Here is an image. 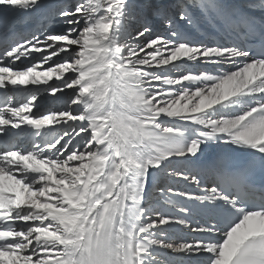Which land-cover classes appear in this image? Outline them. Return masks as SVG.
<instances>
[{
  "label": "snow or ice",
  "instance_id": "snow-or-ice-1",
  "mask_svg": "<svg viewBox=\"0 0 264 264\" xmlns=\"http://www.w3.org/2000/svg\"><path fill=\"white\" fill-rule=\"evenodd\" d=\"M43 8L0 0V264H264V186L248 165L201 161L210 142L264 160V0L177 5L230 44L193 43L162 8L168 33L154 35L132 0H77L49 13L63 31L15 30ZM65 90L62 108L34 111ZM184 228L198 237L171 234Z\"/></svg>",
  "mask_w": 264,
  "mask_h": 264
},
{
  "label": "rangeland",
  "instance_id": "rangeland-1",
  "mask_svg": "<svg viewBox=\"0 0 264 264\" xmlns=\"http://www.w3.org/2000/svg\"><path fill=\"white\" fill-rule=\"evenodd\" d=\"M76 2H77V0H62V2L57 3L56 7H58L60 3L61 4L59 6V9L62 8V7H68L69 5L74 4ZM187 2H188V0H172V1L171 0H158V1H155V0H132V3L135 5V15L137 17H140L142 21L146 20L148 22L149 26L152 28V30L153 29L156 30V32L153 31V34L154 35L155 34H160L161 35V33H165V34L168 33V27L166 28V31H165V29H163V27H165L166 25H164L161 22L162 20H161V18L158 15H155L153 13V9H157V8L165 9L167 11L169 17L175 16V17H173L174 19L172 21H175V25H176V22L177 23H183L182 21H180L177 18V10H178L177 9V5L183 4V3H187ZM144 16H147L148 18L146 19V18H144ZM50 21H51V19L46 23L45 26H47ZM50 26H52V27H50ZM50 26L49 27L48 26L46 27V31L49 32V33L63 31V29L66 27V25L64 24V22L61 21L60 19H56L54 22L52 21L50 23ZM44 28L45 27H43V30H44ZM157 30H159V31H157ZM199 42H201V41H196L195 43H199ZM205 64L206 63L201 62L200 65H202L203 68L206 69L207 67L205 66ZM191 65L192 64L190 63L187 66L188 71L191 68ZM197 68H198V66H193L192 67V72L193 73H197L198 72L197 71ZM184 71H187V69H184ZM174 72H176V70ZM172 75L178 76L179 74H173V72H172ZM65 93H66L65 97L62 98V100H64V102H65V99L69 98L72 95V93L68 94V91H64V93H62V94H65ZM58 95H60V93H58L57 96ZM52 100L53 99L50 98L49 101H47V100H44V101H47L48 103H51ZM44 101L42 100V102H44ZM37 104H39V103H37ZM53 105L54 104H52V108L51 109H56V107L53 106ZM49 106L50 105H48V107ZM38 107L39 106H37V108ZM48 107H45L43 109V112L47 111L48 110L47 109ZM62 107H60V108H62ZM163 178L165 180V178H167V176H164ZM159 179H161V178H159ZM161 180H160V182H161ZM166 181H169L168 178L166 179ZM159 186H161V184ZM150 187H152V183L149 185L148 189ZM151 192H153V189L151 190Z\"/></svg>",
  "mask_w": 264,
  "mask_h": 264
},
{
  "label": "bare ground",
  "instance_id": "bare-ground-1",
  "mask_svg": "<svg viewBox=\"0 0 264 264\" xmlns=\"http://www.w3.org/2000/svg\"><path fill=\"white\" fill-rule=\"evenodd\" d=\"M62 0H58V2L57 3H59V2H61ZM155 1H158V0H155ZM172 1V0H171ZM171 18V17H170ZM45 20H46V22H45ZM50 20V18H49V15L47 16V17H45L44 18V20L42 21V23H47L48 21ZM29 22H31V20L29 21ZM162 22V21H161ZM173 22V24L175 25V21H172ZM199 22V23H198ZM198 22H197V26H196V29L198 30V28L197 27H199V26H201V25H203V23H202V21L200 20V19H198ZM164 25H166L164 22H162ZM50 27H52V26H50ZM175 27H176V25H175ZM166 28H167V26H165V27H163V29H165V31H166ZM196 29H194V30H196ZM41 31H45V30H43L42 28H41ZM165 33H161V35H164ZM201 36H203V33H201ZM27 37H29V36H27ZM197 41H201V39H199V40H197ZM176 63H180L181 64V69H180V71H184V69H187V66L191 63L192 65H191V67L192 66H198V65H200L201 63H196V62H188L187 64H184V63H182V62H176ZM175 71V70H174ZM173 71V74H180V71H176V72H174ZM65 91H68V94H70L71 93V90H65ZM64 93V92H63ZM61 94V93H60ZM39 99H38V102L37 103H39V104H41V103H43L42 102V100L44 101V100H47V101H49L50 100V98L51 97H49L48 95H44V94H41V96L40 97H38ZM52 99V98H51ZM52 104H54L53 106H55L56 107V109H59L60 107H62L63 106V104H62V102H61V100L60 99H55V100H52ZM38 105V104H37ZM36 105V106H37ZM35 109V108H34ZM220 144H222V145H225V144H223V143H215V142H210V143H208L206 146H204V152H203V154H205V153H207V152H209V151H212L215 147H217V146H219ZM226 146H228V145H226ZM228 147H230V146H228ZM233 148V147H232ZM234 149V148H233ZM184 162H182V161H180V162H175L174 164H173V167L174 168H177L180 164H183ZM182 168L183 169H187L188 167L186 166V165H182ZM163 181H162V183H161V186L160 187H164V186H169V181H166V179L167 178H165V180H164V178L163 177H160ZM166 181V182H165ZM151 184V181L149 182V185ZM149 185H148V187H149ZM177 190H179L180 189V186H176L175 187ZM155 194H158V195H160V193L158 192V191H154V195ZM154 198H156V197H154ZM151 203H154V199H152V201H151ZM172 235H173V232L171 233ZM174 236V235H173ZM184 240H188V241H191L188 237H185V238H183Z\"/></svg>",
  "mask_w": 264,
  "mask_h": 264
}]
</instances>
